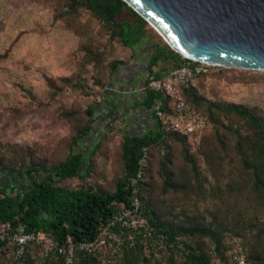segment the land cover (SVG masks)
<instances>
[{"label": "trees", "instance_id": "obj_1", "mask_svg": "<svg viewBox=\"0 0 264 264\" xmlns=\"http://www.w3.org/2000/svg\"><path fill=\"white\" fill-rule=\"evenodd\" d=\"M58 1L63 3L58 18L91 13L107 32L109 43L120 41L133 50L147 36L149 24L123 0ZM156 48L149 63L148 84L151 79L162 78L154 71L160 62L174 61L175 68L184 62L166 43L157 44ZM85 49L86 64H94L102 72L95 84L105 88L123 63L114 61L105 67V49ZM61 81L64 86L81 88L83 94L89 95L79 84H70L68 78ZM47 86L52 98L63 88L51 78H47ZM146 92L145 106L152 109L158 105L154 111L156 126L142 136H122L121 169L112 190L87 184L95 173V158L104 150L102 141L94 143L89 151L81 147L93 139L95 106L63 111L61 117L75 123V128L62 159L50 162L31 146H14L9 160L0 156V173L21 180V184L11 187L0 186V223L24 225L30 233L44 232L60 246H65L69 237L77 244L94 240L115 215L138 199L144 216L155 229L154 236L135 235L115 263L109 262V250L99 249L93 253L77 252L75 264H231L240 247L246 250L248 264H264V112L246 104L210 99L192 84L182 90L183 96L204 115L207 125L201 133L182 135L169 126V119L175 115L171 99L149 87ZM29 94L37 102L34 93ZM159 112L163 117H159ZM193 139L200 141L202 149L198 153L206 170L197 164L192 153ZM175 145L181 149L180 169L175 168ZM154 151L162 153L157 161ZM144 157L145 163L140 165ZM210 175L213 181L209 180ZM72 180H78L80 185H67ZM213 184L216 213L203 209L211 193L207 186ZM158 187L164 198L171 194L180 204L169 205L165 199H156ZM237 195L242 197L238 199ZM124 234L133 236L128 231ZM158 235L163 241L158 244L160 253L156 257L148 249ZM39 251L44 264H65L64 255L57 249L44 257L39 245L29 247L23 257L16 258L15 246L7 242H0V264L8 259V253L10 264H36L39 258L34 259L33 253Z\"/></svg>", "mask_w": 264, "mask_h": 264}, {"label": "rangeland", "instance_id": "obj_2", "mask_svg": "<svg viewBox=\"0 0 264 264\" xmlns=\"http://www.w3.org/2000/svg\"><path fill=\"white\" fill-rule=\"evenodd\" d=\"M62 5L58 0H0V156L9 160L14 146H31L33 151L50 162L59 161L67 153V143L75 128V123L61 117L62 112L80 111L94 105L96 124L93 139H88L81 147L89 151L94 143L102 141L104 150L95 158V173L87 184L109 191L114 188L121 169L119 153L123 135L115 130L113 117H110L112 126L106 131L98 111L101 96L110 88L115 76L105 88L95 84L94 80L102 76V72L94 64H86L85 48L105 49V67L114 61H121V67L127 66L132 61V51L120 41L109 43L107 32L91 13L58 18ZM147 31L165 43L150 25ZM47 78L63 87L53 98ZM62 78H68L75 87L77 84L84 87L89 95L83 94L81 88L76 90L71 85L64 86ZM194 84L210 99L246 104L264 112V72L222 67ZM29 92L34 93L37 102L32 101ZM191 141L197 164L206 170L198 153L202 149L199 139ZM153 153L156 161L162 154ZM181 156L180 146L175 145L176 169L183 166ZM156 170L154 166V174ZM209 180L213 181L211 175ZM15 184H21V180L11 174L0 173V186ZM67 185L78 187L80 182L72 180ZM159 187L155 192L156 199H165L169 205L180 204L171 194L164 198ZM207 188L211 193L203 209L216 213L214 184ZM241 197L237 195L238 199ZM10 257L11 253H8L7 258ZM33 257H41L40 251L33 253ZM7 260L1 264L12 263ZM36 264H44L43 259L39 258ZM103 264L110 263L104 261Z\"/></svg>", "mask_w": 264, "mask_h": 264}, {"label": "water", "instance_id": "obj_3", "mask_svg": "<svg viewBox=\"0 0 264 264\" xmlns=\"http://www.w3.org/2000/svg\"><path fill=\"white\" fill-rule=\"evenodd\" d=\"M183 58L264 72V0H123Z\"/></svg>", "mask_w": 264, "mask_h": 264}, {"label": "built area", "instance_id": "obj_4", "mask_svg": "<svg viewBox=\"0 0 264 264\" xmlns=\"http://www.w3.org/2000/svg\"><path fill=\"white\" fill-rule=\"evenodd\" d=\"M222 68L220 66L188 60L180 67L174 68L168 75L159 79L149 81V89L161 93L171 99L175 115L169 119V126L172 131L182 135H192L201 133L206 128V118L201 113L195 111L185 100L182 90L194 84L197 77L207 75L213 70ZM159 117H163L161 112ZM145 157L140 165H144ZM142 171L139 172L140 177ZM135 183L136 179H132ZM124 231L132 232L133 236L126 237ZM146 234L149 237L154 236L155 229L150 225L148 219L144 216L141 203L135 199L130 208L120 211L114 218L103 227L97 237L92 241H85L75 244L72 238H68L65 246H60L50 236L44 232H27L24 225L13 227L10 223H0V242L11 243L15 246L16 258L25 255L28 248L33 245L43 247V256L47 257L49 252L57 249L64 255L65 264H75L76 253H93L99 249L110 251L109 262L115 263L127 241L133 243L135 235ZM158 240L152 241L148 253L159 256L163 237L158 235ZM231 264H248L247 253L243 247H240L232 256Z\"/></svg>", "mask_w": 264, "mask_h": 264}, {"label": "crops", "instance_id": "obj_5", "mask_svg": "<svg viewBox=\"0 0 264 264\" xmlns=\"http://www.w3.org/2000/svg\"><path fill=\"white\" fill-rule=\"evenodd\" d=\"M162 41L149 34L131 53L132 61L115 74L110 88L102 94L99 103V116L106 131L110 126V117L115 121V130L128 136H142L156 126L155 109L145 106L149 79V63L156 54V45ZM166 43V42H165ZM174 61L160 62L154 67L162 77L174 69ZM102 127V128H103ZM113 130V129H112Z\"/></svg>", "mask_w": 264, "mask_h": 264}]
</instances>
